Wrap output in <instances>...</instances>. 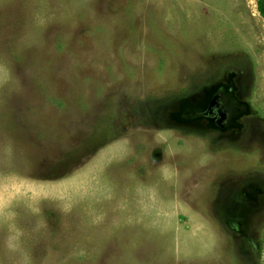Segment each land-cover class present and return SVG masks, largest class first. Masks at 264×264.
Here are the masks:
<instances>
[{"label":"rangeland","instance_id":"obj_1","mask_svg":"<svg viewBox=\"0 0 264 264\" xmlns=\"http://www.w3.org/2000/svg\"><path fill=\"white\" fill-rule=\"evenodd\" d=\"M263 2L0 0V264H264ZM237 68L243 131L167 117Z\"/></svg>","mask_w":264,"mask_h":264},{"label":"flooded vegetation","instance_id":"obj_2","mask_svg":"<svg viewBox=\"0 0 264 264\" xmlns=\"http://www.w3.org/2000/svg\"><path fill=\"white\" fill-rule=\"evenodd\" d=\"M227 60L222 62L223 66L231 62V60ZM236 70H239V73L235 69H226L219 75L218 70L213 69L211 75L208 76L209 79L198 86L197 96L183 95L169 100L170 104L175 107L167 112V117L178 124H196L203 129L219 133L243 131L245 127L243 118L250 111L247 102L248 81L246 85V81L243 80L244 69L237 68ZM168 99L161 101H166L167 105ZM151 113L161 117L158 108H153ZM255 193L257 195L242 190L241 195L249 201H254L258 200L257 196L261 195L263 190L256 188ZM227 225L234 231L246 234L242 230L240 222L233 218L227 221ZM245 239L255 250L259 248L257 241L248 234L245 235Z\"/></svg>","mask_w":264,"mask_h":264},{"label":"trees","instance_id":"obj_3","mask_svg":"<svg viewBox=\"0 0 264 264\" xmlns=\"http://www.w3.org/2000/svg\"><path fill=\"white\" fill-rule=\"evenodd\" d=\"M261 11L264 13V2L262 4V6H261Z\"/></svg>","mask_w":264,"mask_h":264}]
</instances>
